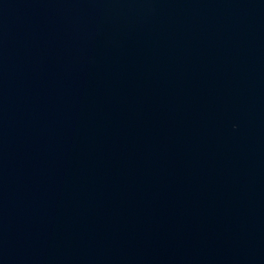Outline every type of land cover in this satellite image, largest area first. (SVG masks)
I'll return each instance as SVG.
<instances>
[{
	"label": "water",
	"instance_id": "water-1",
	"mask_svg": "<svg viewBox=\"0 0 264 264\" xmlns=\"http://www.w3.org/2000/svg\"><path fill=\"white\" fill-rule=\"evenodd\" d=\"M0 264H264V0H0Z\"/></svg>",
	"mask_w": 264,
	"mask_h": 264
}]
</instances>
